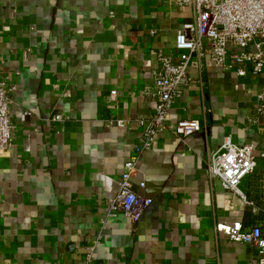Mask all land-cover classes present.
I'll list each match as a JSON object with an SVG mask.
<instances>
[{"label":"crops","instance_id":"0c3cea01","mask_svg":"<svg viewBox=\"0 0 264 264\" xmlns=\"http://www.w3.org/2000/svg\"><path fill=\"white\" fill-rule=\"evenodd\" d=\"M190 20L173 0H0V82L16 88L13 146L0 152V264H82L91 244L93 264H261L237 239L264 232L262 80L251 72L193 61L202 84L169 118H199L201 132L160 133L142 155L132 184L152 205L138 223L107 213L140 138L135 122L155 114L145 90L158 54L178 61L177 31ZM226 139L254 146L241 195L208 176Z\"/></svg>","mask_w":264,"mask_h":264},{"label":"built area","instance_id":"2783aa9c","mask_svg":"<svg viewBox=\"0 0 264 264\" xmlns=\"http://www.w3.org/2000/svg\"><path fill=\"white\" fill-rule=\"evenodd\" d=\"M177 7L191 11V20L177 31L175 50L178 61L172 55L160 52L158 65L154 71V82L145 90V95L157 100L155 114L149 118L136 120L140 138L133 155L125 163L124 171L118 179V191L108 201L107 213L111 217L123 215L133 223H138L150 208L152 201L138 195L132 179L138 173L142 155L150 150L160 133L170 131L183 140L201 132L199 118H183L170 124V112L181 100L191 85L199 83L190 74V65L196 61L200 70L210 59L224 72H235L245 77L249 72L262 80L258 89L257 112L264 115V0H173ZM14 86L0 82V152L13 146L15 125L10 112L13 104ZM60 115L52 118L61 121ZM116 127L132 124L131 120L117 119L111 122ZM262 150L259 156L264 159V127H260ZM257 166L253 145H235L226 139L218 150L207 160L209 179L219 181L228 191L241 195V181L254 173ZM144 187V184L141 185ZM237 239L254 247L264 264V232L261 226H254L240 232ZM94 246L87 247L82 256V264H93Z\"/></svg>","mask_w":264,"mask_h":264}]
</instances>
